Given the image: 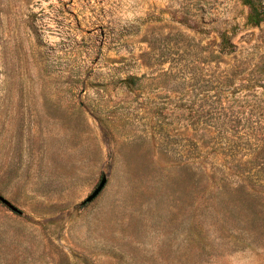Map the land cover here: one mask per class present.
<instances>
[{"label": "rangeland", "instance_id": "obj_1", "mask_svg": "<svg viewBox=\"0 0 264 264\" xmlns=\"http://www.w3.org/2000/svg\"><path fill=\"white\" fill-rule=\"evenodd\" d=\"M248 14L0 0V264H264V20Z\"/></svg>", "mask_w": 264, "mask_h": 264}, {"label": "trees", "instance_id": "obj_2", "mask_svg": "<svg viewBox=\"0 0 264 264\" xmlns=\"http://www.w3.org/2000/svg\"><path fill=\"white\" fill-rule=\"evenodd\" d=\"M242 2L249 8V14L247 18L248 24L252 26H260L264 20V5L261 0H242ZM221 50L226 51L227 53L233 52V45L230 42V38L228 35H223L222 37ZM230 149H232L231 151H234L232 147ZM241 164L245 165L244 163Z\"/></svg>", "mask_w": 264, "mask_h": 264}, {"label": "water", "instance_id": "obj_3", "mask_svg": "<svg viewBox=\"0 0 264 264\" xmlns=\"http://www.w3.org/2000/svg\"><path fill=\"white\" fill-rule=\"evenodd\" d=\"M107 183L106 177H103L97 188L93 191V193L83 202V204H87L95 200L100 193L103 191L105 185ZM0 200L3 201L6 204H9L6 200H4L2 197H0Z\"/></svg>", "mask_w": 264, "mask_h": 264}]
</instances>
